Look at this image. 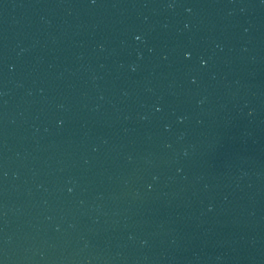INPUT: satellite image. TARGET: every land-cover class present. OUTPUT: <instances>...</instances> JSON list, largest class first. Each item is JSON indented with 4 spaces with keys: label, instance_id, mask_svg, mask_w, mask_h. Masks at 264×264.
<instances>
[{
    "label": "water",
    "instance_id": "1",
    "mask_svg": "<svg viewBox=\"0 0 264 264\" xmlns=\"http://www.w3.org/2000/svg\"><path fill=\"white\" fill-rule=\"evenodd\" d=\"M0 264H264V0H0Z\"/></svg>",
    "mask_w": 264,
    "mask_h": 264
},
{
    "label": "snow or ice",
    "instance_id": "2",
    "mask_svg": "<svg viewBox=\"0 0 264 264\" xmlns=\"http://www.w3.org/2000/svg\"><path fill=\"white\" fill-rule=\"evenodd\" d=\"M137 39H139V37H137Z\"/></svg>",
    "mask_w": 264,
    "mask_h": 264
},
{
    "label": "clouds",
    "instance_id": "3",
    "mask_svg": "<svg viewBox=\"0 0 264 264\" xmlns=\"http://www.w3.org/2000/svg\"><path fill=\"white\" fill-rule=\"evenodd\" d=\"M187 55V54H186ZM202 63H203V61H202Z\"/></svg>",
    "mask_w": 264,
    "mask_h": 264
}]
</instances>
